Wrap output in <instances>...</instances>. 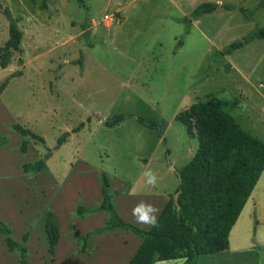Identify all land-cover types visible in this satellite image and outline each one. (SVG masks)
<instances>
[{
	"label": "rangeland",
	"instance_id": "374dc122",
	"mask_svg": "<svg viewBox=\"0 0 264 264\" xmlns=\"http://www.w3.org/2000/svg\"><path fill=\"white\" fill-rule=\"evenodd\" d=\"M216 1L0 0V49L9 39L5 8L26 31L9 66L0 64V85L9 77L0 91V136L7 138L0 145V219L26 248L28 264H130L143 238L130 228L98 231L111 215L100 208L106 181L117 213L151 228L138 224L132 209L140 201L154 204L158 219L179 185L175 168L198 148L177 114L212 94L229 100L237 95L230 104L237 100L241 107L224 108L229 113L246 110L243 96L250 87L219 51L264 26V0H221L236 10L193 18L197 6ZM240 7L254 10L255 19ZM55 12L57 20L49 19ZM263 42L253 39L232 53L231 60L246 66L245 75L251 77L247 66ZM259 74L264 77V61ZM255 86L264 92V80L262 88ZM258 102L253 93L249 103ZM120 114L126 117L119 124L106 125ZM139 117L159 121L165 141ZM14 124L45 141L21 134ZM257 127L262 130L250 133L264 134V125ZM65 131L69 135L58 146ZM41 159L45 170L24 169ZM148 169L157 175L155 187L147 183ZM79 208L86 211L81 215ZM49 213L59 229L52 250ZM22 257L0 231V264H21ZM155 264H264V223L257 225L255 213L244 214L231 231L229 249Z\"/></svg>",
	"mask_w": 264,
	"mask_h": 264
},
{
	"label": "trees",
	"instance_id": "16d2710c",
	"mask_svg": "<svg viewBox=\"0 0 264 264\" xmlns=\"http://www.w3.org/2000/svg\"><path fill=\"white\" fill-rule=\"evenodd\" d=\"M261 6H264V1ZM219 7L228 10L237 8L234 4L204 2L195 8L192 16L198 18ZM239 9L247 18H253L254 10L244 7ZM4 13L10 21L9 39L0 49V64L7 67L12 53L21 49L23 31L10 9L5 8ZM257 38H264V26L255 29L244 40L232 42L219 51V54H230ZM14 76L16 75H10ZM8 80L9 77L0 85V91L6 87ZM224 106L222 100L212 96L207 101L194 102L177 114L176 119L187 126L188 133L197 137L198 148L186 165L175 168L179 185L171 194L156 227L143 229L123 219L114 207L106 181L100 208L109 211L111 215L98 231L114 227L130 228L143 238L130 264H155L158 261L182 258L190 262L202 255L216 254L229 248L232 227L264 171V143L243 130L233 116L224 110ZM125 117L124 114L116 115L106 125L115 126ZM138 119L147 127L158 129L165 141L159 121L147 122L141 117ZM82 125L77 126L74 132L79 131ZM14 128L23 135L45 141L42 136L21 124H14ZM68 135L69 131L62 134L58 139V146L65 142ZM6 142L7 138L0 136V144ZM46 168L44 159L24 165L26 171H41ZM82 209L79 208L80 214L84 212ZM0 231L4 233L10 250L21 249V264H28L25 258L26 248L11 237V228L1 219ZM47 232L52 250L58 242L59 229L50 213Z\"/></svg>",
	"mask_w": 264,
	"mask_h": 264
},
{
	"label": "crops",
	"instance_id": "0c3cea01",
	"mask_svg": "<svg viewBox=\"0 0 264 264\" xmlns=\"http://www.w3.org/2000/svg\"><path fill=\"white\" fill-rule=\"evenodd\" d=\"M216 2H219L220 4H224L223 1H221V0H217ZM218 10L234 12L236 9L228 10V9L223 8V7H219L215 11H218ZM56 12L53 15L48 16V18L50 19V18L53 17L55 20H57L58 15H57ZM254 17H253V19H255ZM40 24H41V22H40ZM49 24H52V20H49ZM43 26H46V24L44 23ZM55 29H57V28H55ZM25 35H26V31L24 30L23 31V36H25ZM259 39L261 41H264V38H257V39H254V40H259ZM246 45H248V44H246ZM254 46H256V45H254ZM238 49H240V48H238ZM238 49L234 50L233 52L238 51ZM232 53L226 55L229 58V60H228L229 70L237 71L239 73L240 77L244 78L245 81L248 83V85L250 87V90H248L249 94H248V92H244L243 91L244 92L243 98H244V101H245L244 105H246V107H247L246 110H244V108H242L244 111H240L239 110V112H236L235 115H234V113L233 114L230 113V114L233 116V118L236 121V123L243 130L247 131L248 133H250V130H254L255 132L260 131L262 129L258 128L257 126L260 123H262L264 125V117H261L262 119L259 121V120L255 119V114H257V113L263 114L264 113V92L260 91V89H258L255 86V84L257 82H259L260 83V88H262L261 85H263L264 77H262L260 74L255 76V74L257 73V71H258L260 65L262 64V62L264 61V42H263L262 51H259V54H256V55H258V58L256 59V61L252 65H250V66L248 65L247 66L251 77L248 76V75H245V73L243 71L244 68L246 69V66L244 68L243 67L241 68V65H240V63L238 61L230 59ZM253 89L255 91H253ZM253 93L254 94L256 93V95H258L259 98L261 99V102L257 103L258 105L254 104L255 106L252 103H249L250 96H252ZM212 96H215V95L212 94ZM236 96H234L233 99H236L237 98ZM218 99H220V98H218ZM233 99H231V100H229V99H220V100H222L225 103L224 108L226 110L228 108H240L241 105L239 103H237V100H236V103H235L236 105L235 106H232L230 104ZM226 112L229 113V111H226ZM232 112H233V110H232ZM250 134L253 135V133H250ZM254 134H256V133H254ZM253 136H255L256 138H258L260 141H262L264 143V134L259 133V134L253 135ZM168 162H167L168 163L167 165L171 167L172 166V162H170V161H168ZM262 210H264V171H263L262 175L260 176L257 184L255 185V187H254L250 197L248 198L246 204L244 205V208L241 211V213H240L235 225L232 227L231 231H233V229L236 226L237 222L239 221L241 216L244 215V214H246L247 216L251 217V215L253 213H255L257 225L260 226L261 224H263L264 223V219L261 218L262 216L260 215ZM82 214H83V212H82ZM230 234H231V232H230ZM229 241H230V236H229ZM229 247H230V245H229Z\"/></svg>",
	"mask_w": 264,
	"mask_h": 264
},
{
	"label": "clouds",
	"instance_id": "9594fccd",
	"mask_svg": "<svg viewBox=\"0 0 264 264\" xmlns=\"http://www.w3.org/2000/svg\"><path fill=\"white\" fill-rule=\"evenodd\" d=\"M147 177V183L155 187L158 183L157 175L152 169H148L144 172ZM159 209L151 203L145 201H140L132 209V215L138 224H144L151 227H156L158 225L157 213Z\"/></svg>",
	"mask_w": 264,
	"mask_h": 264
},
{
	"label": "built area",
	"instance_id": "2783aa9c",
	"mask_svg": "<svg viewBox=\"0 0 264 264\" xmlns=\"http://www.w3.org/2000/svg\"><path fill=\"white\" fill-rule=\"evenodd\" d=\"M106 17L108 18V17H109V15H106Z\"/></svg>",
	"mask_w": 264,
	"mask_h": 264
}]
</instances>
